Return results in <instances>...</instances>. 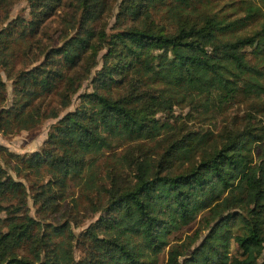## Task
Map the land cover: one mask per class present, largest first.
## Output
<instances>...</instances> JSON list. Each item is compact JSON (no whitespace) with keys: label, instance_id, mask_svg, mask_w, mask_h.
Here are the masks:
<instances>
[{"label":"trees","instance_id":"trees-1","mask_svg":"<svg viewBox=\"0 0 264 264\" xmlns=\"http://www.w3.org/2000/svg\"><path fill=\"white\" fill-rule=\"evenodd\" d=\"M14 1L0 0V66L9 71L18 48L39 64L10 77L8 106L0 68V132L58 118L49 97L67 107L84 80L91 88L40 150L18 154L0 145V264H156L172 235L202 213L210 214L208 232L198 244L199 236L171 247L167 264H264V107L256 98L218 132L188 133L160 157H135L132 149L106 159L90 198L100 216L79 235L69 222L37 218L30 206L43 216L60 213L69 183L93 166L94 154L112 149V138L147 141L172 130L159 115L173 109L176 93L206 96L218 107L264 94V10L249 4L242 16L221 18L216 0H122L109 33L112 0H26L28 19L9 21ZM199 2L201 12H186ZM61 14L67 32L46 49V23ZM43 168L48 179L30 188L10 172Z\"/></svg>","mask_w":264,"mask_h":264},{"label":"rangeland","instance_id":"rangeland-1","mask_svg":"<svg viewBox=\"0 0 264 264\" xmlns=\"http://www.w3.org/2000/svg\"><path fill=\"white\" fill-rule=\"evenodd\" d=\"M121 1L122 0L111 1V15L108 16L105 21V26L109 33L114 30L117 23L118 5ZM231 1L233 0L214 1L212 6L213 11L223 18L228 15L233 17L242 16L244 14V6L249 4L259 6L264 10V0H234V4L230 6L228 3ZM193 7L194 12L198 14V11H202L203 5L200 2L194 4L190 8H187L186 12L194 15ZM29 13L30 7L26 0H15L9 13V21L19 17L28 19ZM62 15L63 14H61L59 19L51 18V20L46 23L43 35V46H45L46 49H50V47L58 45V43L60 44L62 40L61 36L63 37L67 32V29L64 27L65 23H62L60 20ZM165 21V18H161V22ZM7 23H5L4 26ZM43 46H40V48ZM104 52V50L100 52L99 63ZM16 53L17 56L12 59L8 66L9 71L3 70L0 66L4 80L7 84V97L5 102V105L7 106L11 105L14 97V85L13 80L10 77L14 76L20 69H31L35 65L39 64L31 63L32 61L30 58H25L23 54L19 52V48ZM36 55H40L38 49L33 50L31 58H34ZM90 88L91 85L89 78L83 81L82 87L78 93L72 95L71 103L67 107H63L62 104L55 102L53 97H49V103L59 110L58 118L45 119L37 127L31 130H23L13 134H4L3 132H0V145H4L11 152L18 154H29L40 150L45 141L48 139L53 125L57 123V121L69 110H73L77 105H79V93L88 91ZM174 95L176 96V103L174 104L173 109L167 114L159 115L162 119L165 120L167 118L169 120L172 125V130H164L160 137L147 141H130L124 136L112 138V149H104L103 151L94 154L92 156L95 157L93 166L87 170L82 177L75 178L69 183L66 191L64 192L63 199L60 201V213H56L55 215L53 214V217L49 215L43 216L41 213L39 214L37 211L38 208L35 206L33 201H30L32 214L37 218L42 217L47 222H58L56 218L64 223L69 222L71 230L76 235H79L100 216V213L96 212L91 205L90 198L95 195L97 181L95 180V175L97 173H101L103 167H105L106 159L110 160L112 158L123 157L129 150L131 151L132 149L135 150V157L145 153H147L149 157H160L159 155L164 154L174 142L182 139V137L188 133L218 132L225 123L232 121L234 117H242L245 115L250 107V104L255 98L258 103L264 107V94L260 97L240 96L224 107H218L213 101L202 95L194 96L183 91ZM260 118L264 123V112L260 115ZM172 168L178 172L181 170V164L177 162ZM10 172L13 173L15 178L22 180L28 188H30L33 183L42 182L47 180L49 177L45 168L40 170L24 171L22 176H19L12 170H10ZM209 216L210 214L208 213H202L195 222L187 225L180 231L175 232L171 237L169 246L165 247V249L155 259L156 264H167L168 253L173 246L183 249V246L187 245V243L191 242L192 239L199 236L200 238L197 241L198 244L208 232V229H206V218ZM58 242L59 251H64L68 243L66 234L60 236L58 238ZM232 252H239L236 244H233ZM75 253L76 257L80 258L82 254L81 251L76 250Z\"/></svg>","mask_w":264,"mask_h":264}]
</instances>
